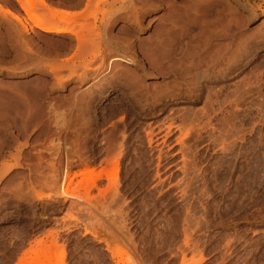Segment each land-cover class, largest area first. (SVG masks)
I'll return each mask as SVG.
<instances>
[{
	"label": "rangeland",
	"instance_id": "374dc122",
	"mask_svg": "<svg viewBox=\"0 0 264 264\" xmlns=\"http://www.w3.org/2000/svg\"><path fill=\"white\" fill-rule=\"evenodd\" d=\"M44 1L84 18L51 41L0 0V264H264V0Z\"/></svg>",
	"mask_w": 264,
	"mask_h": 264
},
{
	"label": "bare ground",
	"instance_id": "6f19581e",
	"mask_svg": "<svg viewBox=\"0 0 264 264\" xmlns=\"http://www.w3.org/2000/svg\"><path fill=\"white\" fill-rule=\"evenodd\" d=\"M200 1L202 3H204L205 6H207V7L210 8L211 5H214V2L216 0L214 2L212 0L211 1L210 0H200ZM212 2H213V4H212ZM17 3L20 6V8L27 15L30 16V20L32 21V23L34 24V26L37 27L40 30V32L43 34L44 38L45 39H51V41L52 40H56V38H57L56 36L59 35V34H62V33H71L72 31H71L70 26H72L71 25L72 22L73 23L75 22L74 19H78L79 17L80 18L81 17L84 18L83 12H81V14H80V13H77V12L76 13L75 12H64V11H58V10L51 9L50 7H48L46 1H44V0H17ZM89 3H91V0H89ZM205 6L203 8L204 9L205 8L208 9ZM43 9H46L47 11H49L48 13H50V15H48V14H42V13L39 12L40 10H43ZM4 13L9 18L14 19V20L18 21L21 24V22H22L23 19H22L21 15H20V12L16 8H14L13 10H6V11H4ZM216 20L217 21L209 22V21L203 19V26L201 28V32L198 34L197 38H195V40H194V41H199V43L201 44V46L204 47V49H207V47H209V48L210 47H212V48L213 47H216L214 45H217L218 46V43L220 44L219 41L221 39L223 40V38H224V35H220V28H219L220 20L219 19H216ZM62 22L64 23V26L61 25ZM90 31L91 30H89V35H87L84 39H83V37H80L78 39L79 47L81 49L84 47L85 43L86 44H89V47H88L87 52H90L92 50L94 36H95V34H93V31L94 30L91 31V33H90ZM230 36H227V39ZM224 39H226V37ZM200 41H203V42L201 43ZM152 44H153V41H152ZM197 46H199V45H197ZM85 47L87 48V46H85ZM153 47H155V46H153ZM218 49H219V47H218ZM154 50H155L154 52H156L154 54L157 55V54L160 53L158 55L159 57L164 56V55H166L167 57L169 56L171 58V60L174 61L173 63H176L177 62V59L176 60L173 59L175 56L174 57L173 56L171 57V55H173L175 53L180 54L181 56H184V57H187V58H191V60H192L191 66L190 67H187V69L184 68V72H185L186 75H190L192 73L201 71L204 67H207V61L204 58H201L200 56H197V52H198L197 51V48L195 46H193V44H191L190 42L188 43V46L185 47V49H183L182 44L180 42H177V41H170L169 43L162 42V43L159 44V48L157 46V47L154 48ZM173 52H175V53H173ZM142 56H143V60L145 61V63L148 66L153 67V64H152L153 62L151 63V61H150L151 58L149 59V57L146 56V55H144V54ZM193 57H195V58L192 59ZM152 60H153V58H152ZM134 65H135V60L129 59V58H124L122 56H115L109 62V68H110V70H111L112 73L122 72V73L126 74L128 77L132 76V78L135 77L134 79L135 80L136 79L138 80V78H139L138 77V74L139 73L136 71L135 68H133ZM178 68H179V66H177V69ZM145 82L146 81H144V83H142V84H146ZM31 89H32V87H31ZM0 92H2V91H0ZM14 98L16 99V97H14ZM12 100H13V98H12ZM7 110H8V108H7ZM61 189L63 190V192L65 191L64 183L61 184Z\"/></svg>",
	"mask_w": 264,
	"mask_h": 264
}]
</instances>
